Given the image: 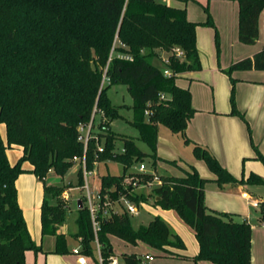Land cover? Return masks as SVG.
<instances>
[{"label":"trees","instance_id":"trees-1","mask_svg":"<svg viewBox=\"0 0 264 264\" xmlns=\"http://www.w3.org/2000/svg\"><path fill=\"white\" fill-rule=\"evenodd\" d=\"M239 4V40L254 44L264 25V0H236ZM200 23L187 16L186 8L164 0H0V125L5 124L6 142L0 131V264H26V252L42 251L34 240L19 203L17 180L22 173L35 174L43 184L41 206L42 235L56 238L55 252H68L67 235L59 232L68 208L63 202L51 203L61 188L46 184L52 171L64 176L69 168L85 160L92 171L98 161L115 160L123 164L122 175L104 174L100 197L121 196L137 203L145 199L135 191V183H145L148 173L130 172L129 168L147 157L157 155L159 125L174 133L185 134L196 109L189 88L177 84L180 73L202 68L197 47ZM205 24L215 26L209 15ZM219 33L216 45L219 50ZM180 47L183 58L174 53ZM169 54L170 63L159 66L155 60ZM171 70L166 75L164 70ZM264 70V46L253 56L237 60L225 70L233 81L231 114L239 111L235 99V70ZM124 84L133 98L131 123L137 137L118 136L112 121L123 117L120 105L114 104L109 90ZM147 111L149 112L147 114ZM101 116L100 131L95 133L96 116ZM92 121L88 141L80 126ZM121 140L122 150L117 151ZM138 140L151 152L143 151ZM103 141L104 151L98 145ZM186 142H191L186 138ZM256 149V159L264 164V154ZM19 148L21 155L11 162L8 149ZM124 150V151H123ZM194 155L204 160L220 183L237 182L232 173L206 147L194 145ZM30 163L31 167H27ZM84 176L83 167L80 170ZM162 185L154 187L155 204L176 209L194 228L200 244L195 264L209 260L216 264H251L252 225L232 214L217 212L205 204V178L195 167L184 176L161 175ZM84 177H82L83 179ZM248 182L264 183L252 172ZM99 211L100 230L95 233L88 205L78 207V229L74 238L81 239L82 252L96 257L100 244L102 264H110L116 255L111 236L137 244L144 242L163 254L191 258L187 246L167 223L156 216L148 226L134 228L131 215L123 211L103 215ZM264 221V201L260 204ZM96 234V235H95ZM124 264H143L137 254H121Z\"/></svg>","mask_w":264,"mask_h":264},{"label":"rangeland","instance_id":"rangeland-1","mask_svg":"<svg viewBox=\"0 0 264 264\" xmlns=\"http://www.w3.org/2000/svg\"><path fill=\"white\" fill-rule=\"evenodd\" d=\"M170 2H174L176 5L185 8L186 4L189 7V12L196 20V22L200 23L199 26H203V28H207L213 32L215 41H216V26H212L210 24H205L209 20V15H211L213 19V10L210 4V0H169ZM176 1V2H175ZM188 2V3H186ZM233 5V9H239L238 2L236 0H231L230 2ZM230 4V5H231ZM226 6L224 4H220L216 6V11L226 10ZM262 35H259L261 38ZM219 43H220V34H219ZM259 40L257 39L256 43ZM254 43V45L256 44ZM216 45V43H215ZM219 51L221 48V44H219ZM169 54L167 52H162L161 57L155 62L159 66L164 65V58L168 57ZM187 80V79H183ZM109 96L111 97L114 104L120 105V112L123 115L121 118H117L112 121V130L117 133L118 136H130L137 137L139 135V131L136 127L133 126L131 120L133 119V98L129 93L128 86L124 84L115 85L109 90ZM235 98H236V87H235ZM239 109V107H237ZM239 111H241L239 109ZM247 120L243 119L241 115H237L241 120H243L246 126L247 138L249 140L250 146L255 154H257L254 145L261 149H264V130L257 129L251 127L246 114L244 111H241ZM101 116H96L95 133L100 131ZM81 127V126H80ZM0 131L3 139L6 142L7 139V131L5 124L0 125ZM85 130H81L83 135L85 134ZM100 145L103 146V141L100 142ZM138 145L140 148L147 152H151V148L145 142L138 140ZM117 151L122 150V142L121 140L117 141ZM260 150V149H259ZM261 152V151H260ZM17 153V148L8 149V154L10 155V160L13 162L17 161V157H15ZM157 153L160 154V159L157 160L156 165L159 168L160 172L165 174H179V168L176 166L178 161H181V158H190L194 157V148L191 145H187L184 141V138L181 133H174L165 125H159L158 130V142H157ZM17 158V159H16ZM247 160V159H246ZM259 160V159H257ZM149 166V170H155L158 174H160L156 167H152L153 159L147 157L145 160ZM246 162V161H245ZM250 162V161H249ZM246 163H241L238 171L233 168L232 175L238 180L237 182H227L220 183L216 180H210L206 175H202L201 177L205 178L206 182L208 181V187H213L215 190L221 189L225 194L223 197L214 196V202H216V210L217 212L232 214L237 220L249 219V222L252 225V254L254 257V261L256 264H264V227L260 223V210L259 208L250 207L247 199L243 198V192H248L255 198L259 199L261 202L264 201V183H255L248 182L247 177L250 174V167ZM255 165H260V167H264V164L261 160L252 162ZM29 167H31L30 163H26ZM81 167L84 168V163L80 160L75 161V163L69 168L68 172L64 176H59L54 172H50L46 178V184H51L59 189L61 188L63 191L57 197L50 196L49 201L51 203H57L58 201L63 202L64 205L68 208L66 212V219L60 225L59 230L64 232L67 237L70 238V244L76 245L73 234L76 233L78 226L76 219L79 215L78 213V202L81 201L83 206L87 205L86 195H87V180L84 176H82L80 170ZM139 163L132 165L126 175L127 180L130 178V172H139ZM207 169V168H206ZM210 169V168H209ZM87 170V169H86ZM88 171V170H87ZM209 171V170H208ZM88 183L93 195H100V192L96 191V188L100 187L99 182L102 183V177L104 174H112V175H122L124 173V166L122 163L115 160H105L98 161L94 164L93 170L88 171ZM164 174V175H165ZM163 175V174H161ZM82 177H84L82 179ZM263 177V176H262ZM264 178V177H263ZM18 181V180H17ZM205 182V183H206ZM137 183V182H136ZM18 193H19V203L21 208L23 209L25 220L29 226L32 236H34V240L37 243L40 242V228H41V206L43 203V193L42 187L38 188V192L34 193L31 191V188L27 186V183L24 181V178H19L17 182ZM101 189V187H100ZM100 191V190H99ZM135 191L138 194H144L145 199H141L136 205L139 206L140 212L138 214L131 215V222L134 228H139L140 226H148L150 221L153 220L156 216L162 218L170 229L178 234L184 243L187 246L188 254L193 257L195 256V252H199L200 244L198 238L196 236V232L194 228L180 215V213L176 209H163L155 204L154 199V191L153 188L145 185L143 183L137 184L135 187ZM205 191V185H204ZM68 194V197H65V194ZM114 208L119 212H122V207L119 205H124L123 202L114 203ZM157 206V207H156ZM249 216V217H247ZM96 235V234H95ZM141 242V241H140ZM116 252L121 256V254H140L142 252H151L155 255L156 258L161 255V251L142 242L137 244H132L122 240L118 237L114 238L113 243ZM79 246L81 247L80 243ZM97 254V251H95ZM198 254V253H197ZM90 262H94V257L88 256Z\"/></svg>","mask_w":264,"mask_h":264},{"label":"crops","instance_id":"crops-1","mask_svg":"<svg viewBox=\"0 0 264 264\" xmlns=\"http://www.w3.org/2000/svg\"><path fill=\"white\" fill-rule=\"evenodd\" d=\"M164 1L172 6L180 7L178 6L179 4L176 5L169 0ZM230 2L231 0H210L213 10V21L216 30L220 34V50L216 51V41L213 32L207 28H203V26H198L197 47L202 68L180 73L176 80L179 86L190 89L192 104L196 109L194 116L189 121L185 134H182V136L185 143L193 146V148L195 143L208 148L230 172L233 171V168L238 171L242 162H248L247 164L250 167L249 173L255 172L264 177V167L252 163L254 160H259L255 158L256 154L250 146L243 120L237 115L231 114V90L233 81L231 76L225 72L233 62L253 56L263 48L264 25L262 20L260 24V35H262V37L258 38L259 41L255 45L242 43L239 40V9H233V5ZM215 4L216 6L224 4L227 9L216 11ZM185 8L188 18L196 22V20L192 18L187 4ZM232 77L235 80V99L237 107H239L241 111H244L252 129L255 127L264 130V70H235L232 73ZM186 138L190 139L191 142H186ZM258 148L261 153L264 154V149H261L259 145ZM20 155L21 149L17 148L15 157L19 158ZM158 156H160V154ZM11 162L13 161L11 160ZM26 166L29 167L28 165ZM176 166L179 168V174H165L160 172L157 165L156 170L163 175L184 176L193 166L198 170L200 175L204 174L210 180H215L217 177L216 174L209 169L207 163L202 159H198L195 155L190 158H181V161H178ZM21 177L24 178V181L27 183L29 189L31 188L33 193L34 191L35 193L38 192V188L41 189L42 187L41 190L44 198L43 184L35 174L26 172L19 176V178ZM99 184L101 187V182H99ZM207 185H209L208 181L205 183V204L211 209H216L217 204L214 202V197L211 195L215 194L214 196L223 197L225 193L221 189L215 190L212 186L208 187ZM100 187L96 188V191H99ZM251 206L252 205H250V207ZM253 208H259L260 210V207ZM118 213L121 212L118 211ZM259 218L260 223L264 227V221L261 220V213ZM246 220L249 221V219ZM41 228L39 244L42 246L43 250L39 252L28 250L26 252V264H81L79 262V257L73 253L76 247H80V238H78V240L75 239L76 245H71L70 238L67 237L68 252L60 254L55 252V236H43ZM59 232L62 231L59 230ZM114 238L116 237L112 235V245L114 243ZM113 249L116 256H118L122 262L121 256L116 252L114 245ZM187 249L188 248H186L184 252L180 250L175 251L190 256ZM197 253L198 252H195L194 255H197ZM137 255L143 259V264H195L191 256V258H180L163 254L156 258L155 255L149 251ZM145 255H150L153 259H146ZM86 257V264H97L96 261L93 263L90 262L88 256ZM96 257L98 258V253ZM200 264L216 263L209 260H201ZM251 264H256L253 254Z\"/></svg>","mask_w":264,"mask_h":264},{"label":"built area","instance_id":"built-area-1","mask_svg":"<svg viewBox=\"0 0 264 264\" xmlns=\"http://www.w3.org/2000/svg\"><path fill=\"white\" fill-rule=\"evenodd\" d=\"M174 53L180 57L183 58L185 56V51L183 49H181L180 47H176L174 49ZM164 64H168L170 63V59L169 57L164 58ZM166 75H171L172 72L170 69L165 68L164 70ZM149 112L147 111V114ZM81 130H85V134H84V139L85 141H88V139L91 136L92 131V121L87 124V125H81L80 127ZM99 151L103 152L104 151V147L102 145H98ZM124 151V150H123ZM84 163V173H85V177L87 180V185H86V189H87V195H86V200H87V205L89 207L90 213H91V218H92V222H93V227H94V231L95 233H97L100 230V221H99V211L101 208V205H103V215L104 216H108L111 215L112 211L115 213H118V211L114 208V203H119V202H123L124 205H119L122 207L123 211L128 212L130 215H134V214H138L140 212V208L138 205H136L135 202L127 199L124 196H121L118 200H113L111 199V197L109 195H105L103 198V202H102V198L100 197V195H93L88 183V174L89 172L86 170V163L85 160L83 161ZM138 171L140 173H148L150 176L149 178L146 180L145 185H148L152 188L160 186L163 184V180L160 177V174H158L155 170H149V166L147 164V162L143 161L139 163V168ZM135 185H137V183H135ZM100 191H98L99 193ZM65 197H68V194H65ZM243 197L245 199H247L250 203V205H252L253 207H260L261 201L255 197H253L251 194H249L248 192H243ZM264 225V223H263ZM73 253L75 255H77L79 257V262L81 264H86L87 262V257L86 255L82 252V248L81 247H76L73 250ZM97 253H98V260L99 262L102 264L103 259L101 256V251H100V244L97 241ZM146 259H153L152 256L150 255H145ZM110 264H124L123 261L121 262L119 257L116 255H113L110 257Z\"/></svg>","mask_w":264,"mask_h":264},{"label":"water","instance_id":"water-1","mask_svg":"<svg viewBox=\"0 0 264 264\" xmlns=\"http://www.w3.org/2000/svg\"><path fill=\"white\" fill-rule=\"evenodd\" d=\"M83 138H84V136H81V139H83ZM78 207L79 208H82L83 207V203L81 201L78 202Z\"/></svg>","mask_w":264,"mask_h":264}]
</instances>
